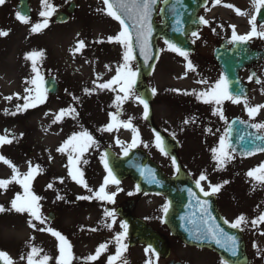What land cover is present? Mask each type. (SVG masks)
<instances>
[{
    "label": "rangeland",
    "instance_id": "374dc122",
    "mask_svg": "<svg viewBox=\"0 0 264 264\" xmlns=\"http://www.w3.org/2000/svg\"><path fill=\"white\" fill-rule=\"evenodd\" d=\"M30 1L33 16L28 23L16 18L12 10L13 6L6 4L0 9V14L5 17L0 23V31L7 32V35L0 36V136H7L12 140L10 144L0 145V155L11 161L21 175L27 173L31 159L42 160L48 154L53 156L57 168L51 173L40 172L32 181V184L39 187L42 196L39 203L41 215L47 218L44 224H40L34 218L32 220L27 212L17 213L11 209V201L17 195H24V189L20 184L13 182L8 185L7 190L0 189V206L4 208V211L0 212V250L6 252L14 264H27V254L31 251V245L41 249L34 259L40 260L43 255H48L51 257L48 264H56V258L59 256V241L46 230L50 227L59 231L71 244L72 264H108V257L116 254V237L124 230L121 228L122 222L115 216L113 223V218L106 219L107 217L101 216L99 209L89 217H85L80 208L76 207L77 205L66 209L67 213L62 211L63 207L59 206V203H62L65 197L57 184L59 180L64 179L62 183L66 191H70L72 195L88 189L68 175L63 162L68 161V154L58 152L57 149L78 129L90 131L98 128L100 124L105 127L111 122L110 114L113 113H118L120 121H124V117L130 114L135 117L133 121L142 127L139 129L135 126L140 136L138 144L143 147L147 145L145 148L168 173L172 172V162L155 146V134L147 123L143 125L141 104L130 96L117 109L115 98L117 95H123L119 92V86L113 85L115 91L98 87L99 84L106 83L116 75L117 70L124 63L125 51L119 43L108 41V37L118 34L121 26L118 21L107 15L103 0H75L76 10L69 20L55 23L51 16L48 18V26L38 32H33L32 27L36 23L43 22L44 17L39 14L46 8L41 0ZM67 1L69 0H48V3L58 8ZM208 5L213 12L206 21L214 28L213 39L221 35L222 27L233 29L232 26H235L237 33L245 34L252 27L249 23L251 17L256 16L254 0H219V2L211 0ZM10 11L13 12L11 21ZM80 41L85 43V47L77 51ZM210 44H200V51L210 52L212 45ZM160 47L159 58L148 78L149 84L156 90L153 99L154 117L162 126L170 128L180 136L181 153L186 163L198 168L203 167L213 176L212 173L218 174L217 172L224 171L225 180L234 185L227 190L233 198L232 200L229 197L232 211L235 210L241 215H254L258 220L264 210V205H261L262 198H254L252 193L254 187L243 186V180L245 182L246 180L239 172L237 173L238 159L231 155L225 166L219 165L208 142L209 137L199 129L201 125L195 124L193 128L188 126L189 130L180 127L185 125L186 120L191 121L190 116L195 115L197 119L202 114L208 119L219 109L215 104L211 110L203 107L197 96L191 94L203 92L195 91L191 86L194 85L193 82L197 77L207 76V72L202 71L205 69L204 65L195 56L188 54L186 60L178 53L170 51L163 41L160 42ZM32 51L43 53L42 57L37 59V70L43 78L47 75L55 76L60 84V90L56 95L47 94L43 104L23 109L25 103L23 98L26 95H35V86L31 84V80L35 79L36 73L32 70V62L26 59L27 54ZM189 61L194 70H189ZM129 66L136 70L135 60H132ZM25 89H31V92L27 93ZM85 89L89 91L85 92ZM49 108L55 112L53 121L60 110H66L64 117L54 123L59 128L56 134L44 131L45 113ZM68 109L75 111L69 114ZM192 110H195V113L191 112ZM217 123L222 124L219 121ZM130 131H124L123 126L111 132L107 131L105 140H96L97 145L90 147L81 158L82 165L86 156L88 162L85 164L92 166L91 172L86 171L87 173L84 174L88 188L92 189L103 175L100 170L101 157L94 158L90 162L92 157L88 156L90 150L100 154L101 145L109 144L116 152H122L123 148L132 142ZM117 140L120 144H117ZM28 146L32 148L29 153L26 150ZM12 175V168L0 161V179H10ZM216 179L220 178L216 176ZM49 184L52 185L51 188L48 187ZM133 188L132 181L126 179L119 187L109 186L108 191L116 192L120 202L130 196L129 193ZM58 196L63 199H58ZM135 202V213L165 232L178 257L190 264H224L213 251L183 245L166 234L159 217L166 204L162 195L142 196L136 198ZM51 203L55 204V213L51 216L52 219H49L48 211L53 209ZM26 222L34 224L35 227L29 228ZM260 229L263 233L255 239L258 251L256 258L260 264H264V255L259 248H264V223ZM101 244L107 246L106 250L102 251L96 261H87V257L95 255L96 249ZM127 251L130 259L136 260L137 264H144L145 262L142 261L146 258L150 264L149 256L144 254L142 245L130 247ZM77 259L82 262L78 263Z\"/></svg>",
    "mask_w": 264,
    "mask_h": 264
},
{
    "label": "snow or ice",
    "instance_id": "6c2138e0",
    "mask_svg": "<svg viewBox=\"0 0 264 264\" xmlns=\"http://www.w3.org/2000/svg\"><path fill=\"white\" fill-rule=\"evenodd\" d=\"M42 5L45 6L46 10L40 12V16L44 17L42 23H36L32 27L33 32H38L43 28L48 26V18L51 17L55 12V6L48 3V0H41ZM219 2V0H216ZM5 0H0V5H3ZM256 12L259 13L261 8H264V0H254ZM103 4L106 6L107 15L115 19L119 22L121 26V30L118 34L114 36L108 37L109 42H116L123 46L125 49L123 53V65L116 72V75L106 83H101L98 85L100 89H111L115 91L113 85L119 86V92L123 93V95H117L115 98L117 109L120 108L121 104L128 100L131 96L133 99L138 101L139 104L143 105L144 109V118H147L149 115V104L147 100H145L142 96L137 95L135 92V85L137 82L138 70H133L129 65L132 60L135 59V49L138 48L140 55L143 57L145 64L151 59V36H152V25H151V15L153 11V6L155 4V0H103ZM228 7H232L228 5ZM239 13V10L237 9ZM242 14V13H240ZM16 18L23 23H28L29 18L22 14L21 12L16 13ZM256 16L253 15L249 21L252 25V29L250 32L244 35H238L235 31V26L233 27L231 41L232 43H246L251 40L254 36H258L260 38H264V31H258L256 26ZM200 22L207 24L208 22L201 17ZM180 21H177L179 24ZM264 28V25H261ZM180 31L179 28L176 29ZM7 35V32L0 31V36ZM191 35L193 37H198L197 32H192ZM164 43L167 45L168 49L172 52L178 53L180 56L184 57L186 60L188 59V52L185 51L182 47L178 46L175 42L165 40ZM85 47V43L80 41L78 43L77 51L83 49ZM43 53L39 51H32L27 54L26 59L32 62V70L36 73L35 79L31 80V84L35 86V95H26L23 99L25 103L23 105V109H28L30 107H36L38 104H43L47 98V89L44 87L45 81L43 76L37 70L36 63L39 57H42ZM189 70H194V67L191 61L188 62ZM251 79V77H250ZM203 82V81H201ZM257 83H260L257 80ZM27 93L31 92V89H25ZM88 89H85V92H88ZM179 91V90H177ZM156 90L152 89V93L155 94ZM188 94V93H185ZM196 95L198 99H203V102L214 103L219 106L222 105L224 101H231L232 103L239 104L242 102V97L239 94H236L234 91L230 90V84L228 78L225 76H221L219 81L215 84V86L206 92L200 93H191ZM10 99V98H9ZM245 108L250 118H254L261 108H264V105H257L255 107L249 106L247 104L246 99L244 100ZM19 108V106H18ZM75 109H68L67 113L71 114ZM219 112L220 118L225 119L223 112L217 109L214 111V115ZM15 114V113H13ZM66 114V110H60L58 116L53 121L54 123L59 121ZM111 115V122L108 123L102 130L111 132L115 128L119 126H123L124 128H131L134 135L132 138V142L123 148V155L128 156L131 149L137 147V143L139 141V132L132 125L131 120L129 121H120L118 119V113H113ZM189 121H185L188 123ZM243 123V121H241ZM251 127L259 130H264V123H254ZM243 139V137H241ZM257 140L264 139L262 136H257ZM12 142L7 136H0V145L10 144ZM117 144H120V141L117 140ZM97 145V141L93 137V135L87 130L80 131L78 133L72 134L58 149V152L68 154V175L76 181L78 184H81L83 187L88 189L89 192L93 190L88 188L86 181L84 180V174L77 166L81 161V158L84 154L89 150L90 147ZM155 146L165 155H168L166 151L165 141L160 136L159 133L155 135ZM147 147V145H145ZM231 145L226 143L225 137L220 138L219 149H213L214 157L217 160L219 165L224 164L231 157L230 150ZM254 151H264V148L257 147ZM249 155L252 152L248 153ZM173 165L176 167V170L179 171V165H177L176 159L174 157L171 158ZM104 168L107 172V176L104 179V184L100 186L98 191H95L94 195L97 199L101 201H107L109 203H114V198L117 195L116 192H107L105 190V186L108 184L119 185L120 181L117 179L113 169L109 166L108 154L104 153L101 157ZM0 161H3L5 164L9 165L12 168L13 175L10 179H0V189L7 190L8 185L15 182L20 184L24 189V195H17L15 199L11 201V209L15 210L17 213H29L32 218L38 221L40 224H44L47 221L46 217L41 215V206L39 201L42 199L40 196L36 195L31 190L32 181L35 179L37 175L40 174L42 169L39 165H31L29 162V169L27 173L21 175L18 172V169L11 161L5 159L2 155H0ZM87 163V160L83 161ZM140 175L145 178V180L149 183H154L159 185L160 181L156 178L155 172L148 167H141L139 169ZM248 176L254 177L257 181L264 183V164L260 165L259 168L251 170L248 172ZM207 179L206 174L201 173L198 179L195 180L196 187L200 189L205 197L210 196L211 194L217 192L219 190V185H212L209 182L210 191H205L203 187H201V182ZM61 182L63 180L61 179ZM49 188L52 187L51 184L48 185ZM137 191H139V185L136 186ZM132 193H129L131 195ZM188 194L191 198L195 200V204L199 208V216L197 217L196 213H193L192 216L189 217H181L182 220H185L186 223L191 224L192 227L188 228L187 231L191 234L192 238L197 241H208L211 243H215L218 247L223 248L225 251L229 252L232 256L237 255L238 251V240L234 235H230L228 232L224 230L216 222V217H214L211 213V208L208 200H201L196 193L192 191V189H188ZM58 199H63V197H57ZM91 197L81 196L78 199H90ZM170 205L165 204L163 207V212L166 215L168 213ZM3 206H0V212H3ZM105 215L107 217L113 218V223L115 222L114 210L105 209ZM258 221L264 223V213L260 214L258 217ZM242 222H246V218L241 215L234 222L229 223L228 220H224L225 224H228L229 227L233 229H239L241 227ZM252 224H257V220H253ZM30 226L35 227L34 224H30ZM109 227L111 225H108ZM121 228L124 229V232L119 233L116 237V254L108 257V264H116V262L120 259L121 252L126 249L127 245L122 244L121 240L127 234V225L121 224ZM44 231L45 229H40ZM51 233L52 236L56 237L59 241V256L56 258V264H72V252H71V244L63 236L59 231H55L52 228L46 229ZM95 230V229H93ZM106 245L101 244L97 249L95 255H91L87 257V261L94 262L96 261L102 251L106 250ZM31 251L27 254V264H48V261L51 259L48 255H43L40 260L34 259L36 255L41 252V249L31 246ZM151 250V248L149 249ZM24 259V257H21ZM0 261L3 264H14L13 260L8 256L6 252L0 251ZM224 264H228L227 261Z\"/></svg>",
    "mask_w": 264,
    "mask_h": 264
},
{
    "label": "flooded vegetation",
    "instance_id": "af4514ba",
    "mask_svg": "<svg viewBox=\"0 0 264 264\" xmlns=\"http://www.w3.org/2000/svg\"><path fill=\"white\" fill-rule=\"evenodd\" d=\"M211 1V0H208ZM209 3V2H208ZM9 5L10 7H12V10L17 13V0H5V3L3 5H0V9L2 7H4L5 5ZM213 11L210 10V8L208 7V4L203 7L202 9V17L206 20L209 16H211ZM12 11L9 12V20L11 21L12 19ZM7 14V13H6ZM5 14V16H6ZM3 18H5L4 16H2V13L0 14V23L2 22V20H4ZM261 25H264V23H256L257 26V30L258 31H264V28L261 27ZM220 29V28H219ZM236 31V29H235ZM232 32L233 29H231V27H222V30L220 31L221 35L216 38L213 39L212 34L214 33V28L211 25L204 24L203 23V28L197 33L198 37L197 40L195 41L197 44V50L194 53H190V55H192L193 57L195 56L198 61L204 65L202 71L203 72H207V76L200 78L197 77L196 80L193 83L198 84V85H204V88L206 91H210L215 84L219 81L220 77L223 75L226 77V73L224 70L221 69V67L219 66V63L217 61V59L214 57V52L215 49L217 47L220 46V44L223 43V46H221L224 50L225 49H230L232 48V46L236 45V44H240V43H232L231 41V37H232ZM237 33V32H236ZM196 38V37H195ZM248 42V46L250 49H254L256 50L258 53H256L255 57L253 58V62L243 68H241L238 72V76L240 81L245 84L247 86L248 92L245 96H241L242 97V102L239 104L236 103H232L231 101H224L222 103V105H219V111L223 112V115L225 117V119H221L219 112H217V114L213 117H209L207 119V117L205 115H200L197 119L195 118L196 116H190L191 121L188 122L187 124L184 123L185 125H180L181 129H190L193 128V126L195 124L201 125L199 127L200 131L204 132L208 137H209V144L211 146L212 152L213 149H219V142H220V138L223 136L226 139V125L229 121V119H231L232 117L236 116L238 117V119L240 121H238L236 123V128L237 130H242L241 126H247L248 128H250L252 130V132H256L257 134H259L260 136L264 137V130H257L253 127H251L252 124L254 123H264V108H261L258 112V114L254 117V118H250L248 116V113L246 111L245 108V103L243 102V99H247V104L249 106H257V105H264V38H260L258 36H254L251 40L247 41ZM212 44V51L211 53L208 52V50L204 53L202 51H200V44H204V45H208V44ZM210 44V45H211ZM197 65V62L195 63ZM251 77V79H250ZM257 80L260 81V83H257ZM203 81V82H201ZM214 103H202L203 106H209L212 108ZM232 108V110H230ZM142 112V110H141ZM193 113H195V110L191 111ZM190 112V113H191ZM54 112L47 110L46 111V116L45 117V124H44V131L45 132H51V133H57L59 131V128L54 124L53 122V116H54ZM51 115V116H50ZM141 116V115H140ZM142 116L144 119L143 120V125L145 124V118L142 112ZM217 117V118H214ZM133 119H135V117H132L130 114H128L126 117H124V121H129L131 120L132 125L135 127L137 126L139 129H141V125L138 124L137 122H134ZM156 119V118H155ZM228 119V121L226 122V120ZM210 120V121H209ZM159 124L160 122L158 120H156ZM217 121L221 122L222 124H218ZM241 121L243 122H247L246 124L241 123ZM226 122V125H224ZM161 125V124H160ZM188 126H191L190 128ZM167 131H169L178 141L179 143V155L180 158L182 160V162L185 165L186 170L188 171V173L191 175V177L196 180L199 178V176L201 175V173L206 174L207 179L205 181L201 182V186L205 189L210 191L208 185L209 182L212 185H219V190L215 193H213L217 199V203L218 206L220 208L221 213L224 215V217L226 219H228L230 222H234L236 220V218H238L239 216H241V213L238 214L234 211L231 210V205H230V199L229 197L233 200L232 196L230 194L227 193V190L232 186L231 182L226 181L225 180V173L223 172H217L216 173H212L214 174L211 175L210 172H207L203 169V167H197V166H191L188 163H186V161L183 158V155L181 153V140H180V136L177 135L173 130H171L170 128L163 126ZM104 127L102 126V124L99 125L98 128H95V132H93V130H90L93 137L95 138V140H103L105 139V133L107 131H103ZM125 130L130 129V128H124ZM95 133V134H94ZM27 152H31L32 148L31 147H27L26 148ZM231 155H233L232 157H236L237 160V164H238V168H237V173L239 172V174L241 175V177L243 179L246 180V182L243 180V186H247V187H254L253 188V195L254 198L257 197H261L262 198V203L261 205H264V183H261L259 181H257L254 177H250L248 176V172L254 169L259 168L260 165L264 164V151H256L253 152L251 155L249 154H241L239 152H235L232 149L229 150ZM88 156H92L90 158V162L93 161L94 158H98L99 154H97L96 151H90ZM85 159L87 160L88 157L85 156ZM31 165L35 166V165H39L40 168L42 169L41 172H47V173H51L53 171H56L57 166L55 165L54 162V158L51 157L49 154L46 157H43L42 160H39L38 158L35 159H31ZM29 164V163H28ZM91 165H86L85 169L88 172H91ZM29 169V166H28ZM103 170V167L100 168V170ZM103 172V171H101ZM176 172V167L174 165H172V173ZM87 173V172H86ZM107 176V174L104 172V178L103 176L99 177V182H97L94 187L92 188V192H89L88 190H84L81 193H76L72 195V193H70V191H66L65 186L63 185V183L61 182V180H59L57 182V184H59L62 193L65 197V199L62 201V203H59V206L63 207V212L67 213L66 209H68L70 206H75L77 208H80L81 213L85 216V217H89L92 215V213L99 209V211L101 212V214L103 212H105V209L107 210H113V207L115 205L114 203H109L107 201H101L99 199H97L94 195L95 191H98L100 186L104 184V179ZM216 176H218V178H220L219 180L216 179ZM37 177H35L36 179ZM64 180V179H62ZM34 181V180H33ZM234 186V185H233ZM232 186V187H233ZM31 190L38 196H40V190L39 187L36 186V184H32L31 185ZM105 190L107 191V185L105 186ZM241 190V189H240ZM136 195H138L139 197V192L136 193ZM81 196H86V197H91L90 199H78V197ZM42 197V196H40ZM67 198V201H66ZM74 199V200H73ZM235 201V198H234ZM120 204V203H119ZM54 209V203L50 204ZM49 206V204L47 205ZM119 206V205H118ZM262 213H264V210H262ZM246 218V222H242L241 224V229L244 232L245 238H246V242H247V248L248 251L250 253V255L253 257V259L258 263L257 260V255H258V251L256 248V242L255 239L257 236L261 235L263 233V231L261 232V226L263 225V223L259 222L257 220V218L254 215H243ZM253 220H257V224L253 225L252 221ZM167 232V231H166ZM260 250L262 251L263 255H264V248L259 247ZM129 249V247H128ZM260 254V253H259ZM145 256V255H144ZM123 261L120 262V264H137V261H132L130 259V255L128 253V251L123 255L122 257ZM145 262V263H144ZM144 264H146V260L143 261Z\"/></svg>",
    "mask_w": 264,
    "mask_h": 264
},
{
    "label": "water",
    "instance_id": "95a60500",
    "mask_svg": "<svg viewBox=\"0 0 264 264\" xmlns=\"http://www.w3.org/2000/svg\"><path fill=\"white\" fill-rule=\"evenodd\" d=\"M205 2L206 0H155L151 15V59L145 64L143 57L140 55L139 49L136 48L134 52L138 65V76L135 87L149 104L148 122L165 141L166 151L175 158L176 153L173 151L175 147L173 140L156 126L152 120L150 113L152 93L146 83V77L151 73L153 65L157 59L159 53L157 40L159 38L175 42L184 50L193 49V44L189 35L194 31L196 32L201 26L199 10ZM159 4L160 6L158 9ZM18 8L22 14H30L28 0H19ZM73 9L74 4L71 3L67 7V11L72 12ZM258 16L259 20L264 17V8H261ZM157 17H160V20L157 19ZM67 18L68 14L62 12L56 15L55 20L64 21ZM178 20L180 21L179 24H177ZM177 28H179L180 31H177ZM222 55H224L222 58V65L224 69L230 73L232 88L236 91L241 90V88L237 86L239 81L236 79V70L243 64V62L250 59L251 56L254 55V52L252 50H247L244 46L237 52L232 51V53L227 55L223 52ZM45 86L51 93H55L58 90V85L53 77H48L46 79ZM241 137L240 141L242 142V145L247 146L249 140L244 137L241 139ZM231 142H233L232 136H230V143ZM107 154L109 166L113 169L117 178L129 176L137 183V185H139V188L142 191L159 192L167 197L170 207L168 213L163 215V220L175 236L190 245L209 247L215 250L231 264H254L246 254L241 231L239 229H233L229 227L228 224L224 223V219L219 213L214 197L211 195L205 197L200 189L196 187V184L188 179L183 170L180 169L175 177H168L157 163H155L144 151L138 148L132 149L128 156H116L111 151H107ZM178 165L181 167L179 163ZM141 167L151 168L155 172L156 178L160 181V184L157 185L147 182L145 178L140 175L139 169ZM188 189H192L202 201L208 200L211 213L216 217V222L230 235L237 237L238 251L236 256H232L229 252L218 247L215 243L197 241L192 238L189 231H187L192 225L181 219V217L192 216L193 213H196L197 217L199 216V208L195 204V200L189 196ZM121 214L126 221L131 243L143 242L151 246L157 252L164 255L166 254L167 247L165 240L154 228L148 225L145 221L134 216L130 211H123ZM173 264L182 263L175 262Z\"/></svg>",
    "mask_w": 264,
    "mask_h": 264
}]
</instances>
